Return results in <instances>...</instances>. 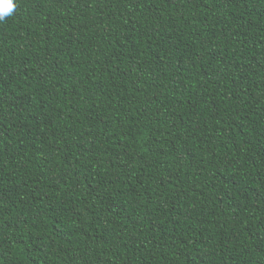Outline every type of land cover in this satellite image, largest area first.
<instances>
[{
  "label": "trees",
  "instance_id": "16d2710c",
  "mask_svg": "<svg viewBox=\"0 0 264 264\" xmlns=\"http://www.w3.org/2000/svg\"><path fill=\"white\" fill-rule=\"evenodd\" d=\"M13 2L0 264H264V0Z\"/></svg>",
  "mask_w": 264,
  "mask_h": 264
},
{
  "label": "clouds",
  "instance_id": "9594fccd",
  "mask_svg": "<svg viewBox=\"0 0 264 264\" xmlns=\"http://www.w3.org/2000/svg\"><path fill=\"white\" fill-rule=\"evenodd\" d=\"M16 4L13 0H0V22L13 14Z\"/></svg>",
  "mask_w": 264,
  "mask_h": 264
}]
</instances>
